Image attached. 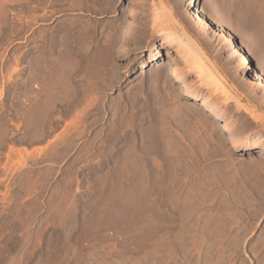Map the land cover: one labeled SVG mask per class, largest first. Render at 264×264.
<instances>
[{
  "label": "rangeland",
  "instance_id": "374dc122",
  "mask_svg": "<svg viewBox=\"0 0 264 264\" xmlns=\"http://www.w3.org/2000/svg\"><path fill=\"white\" fill-rule=\"evenodd\" d=\"M190 1L0 0V264H264V0Z\"/></svg>",
  "mask_w": 264,
  "mask_h": 264
},
{
  "label": "bare ground",
  "instance_id": "6f19581e",
  "mask_svg": "<svg viewBox=\"0 0 264 264\" xmlns=\"http://www.w3.org/2000/svg\"><path fill=\"white\" fill-rule=\"evenodd\" d=\"M190 3L193 5V7L196 5L195 6L196 9H194V13L196 17H198V19H200L203 24H210V25L216 26L215 23L212 21V19H210V16H208L205 10L201 7L200 1L191 0ZM176 18L177 17L173 11L169 12L168 20H170V22L176 20ZM155 21L157 22L156 24L164 23V22H161L163 20L161 19V16L159 15L155 16ZM220 27L221 26H219L218 28L219 32L224 33L225 39L228 42L231 41L232 36L230 35V33H228L227 31H224L223 28L222 27L220 28ZM166 32H167V36L165 37L163 42L172 44L175 47L174 50L177 52L178 56L187 64L186 70L189 73H194L196 75L197 79L195 80H197L198 83L196 82L197 84L196 85L194 84V87L198 89L201 87H204V88H207L208 91L210 92V94L208 93V95H206L203 101L207 102L209 104V107L216 111H218L219 108L224 107L225 104H227L234 97L230 95V90L226 82L224 81L225 79L223 80L211 67V64L212 66H214V63L205 53V51L200 46V44L197 42V40L193 38L185 30H183L181 33L173 31V30H166ZM240 57H241L242 62L245 64L246 68L252 71V78L254 79V81L264 88V76L261 72H259L256 69V67L253 64L252 59L248 55V52L241 51ZM158 59L159 57L158 55H156L155 60L158 61ZM208 62H210L211 64H209ZM181 70L179 68L172 67L169 73L172 76L179 79L180 81H185V75L182 72L183 70L182 71ZM214 95L220 96L221 99H213V97L211 96H214ZM241 142L245 145H250V146H256L258 144H262L264 143V133L263 134L258 133L250 137H243L241 139Z\"/></svg>",
  "mask_w": 264,
  "mask_h": 264
}]
</instances>
